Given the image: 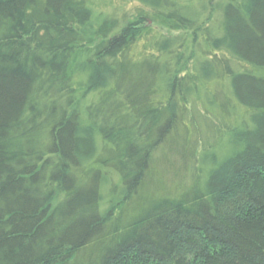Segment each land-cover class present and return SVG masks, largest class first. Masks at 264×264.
<instances>
[{
	"label": "trees",
	"instance_id": "trees-1",
	"mask_svg": "<svg viewBox=\"0 0 264 264\" xmlns=\"http://www.w3.org/2000/svg\"><path fill=\"white\" fill-rule=\"evenodd\" d=\"M129 2L0 0V264H264V0Z\"/></svg>",
	"mask_w": 264,
	"mask_h": 264
},
{
	"label": "rangeland",
	"instance_id": "rangeland-1",
	"mask_svg": "<svg viewBox=\"0 0 264 264\" xmlns=\"http://www.w3.org/2000/svg\"><path fill=\"white\" fill-rule=\"evenodd\" d=\"M125 1L126 0H115V3H119V4H117L118 6H121V7H123L124 6V9H125V11L124 12H126L128 9H130V7H131V3L129 2V3H125ZM128 1V0H127ZM125 4V5H124ZM131 10H132V8H131ZM131 10L129 11V13H120L119 14V16L121 17V19L122 20H124L125 18H127L128 16H130L131 14H132V12H131ZM126 14V15H125ZM163 33H166V34H168V35H176L175 33H167L166 31H162ZM151 191H152V189H150V190H148V189H145L144 191H143V196H145V197H147V196H149L150 194H151Z\"/></svg>",
	"mask_w": 264,
	"mask_h": 264
}]
</instances>
